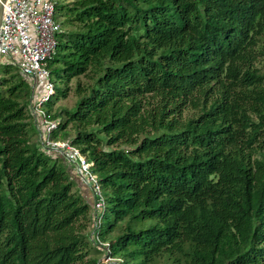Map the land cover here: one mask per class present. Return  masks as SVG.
<instances>
[{"label": "trees", "instance_id": "obj_1", "mask_svg": "<svg viewBox=\"0 0 264 264\" xmlns=\"http://www.w3.org/2000/svg\"><path fill=\"white\" fill-rule=\"evenodd\" d=\"M52 1L49 138L92 163L102 209L94 230L0 61V264H264V0Z\"/></svg>", "mask_w": 264, "mask_h": 264}, {"label": "built area", "instance_id": "obj_2", "mask_svg": "<svg viewBox=\"0 0 264 264\" xmlns=\"http://www.w3.org/2000/svg\"><path fill=\"white\" fill-rule=\"evenodd\" d=\"M61 30V25L55 20V3L52 0H6L0 27V61L12 65L32 82L35 97L30 112L36 123L39 142L44 149L63 157L91 191V198L95 201L93 227L96 230L102 205L96 203L100 186L91 171L92 163L69 142L49 138L57 122L51 121L43 109L55 95V86L46 66L55 55ZM94 230L91 236L97 240ZM103 246L107 247L106 244Z\"/></svg>", "mask_w": 264, "mask_h": 264}, {"label": "rangeland", "instance_id": "obj_3", "mask_svg": "<svg viewBox=\"0 0 264 264\" xmlns=\"http://www.w3.org/2000/svg\"><path fill=\"white\" fill-rule=\"evenodd\" d=\"M55 20L61 25L62 24V22H63V19H62V17H59V15L58 14H56L55 13ZM62 26V25H61ZM61 29H62V27H61ZM4 66H0V69L1 68H3ZM13 67V66H12ZM55 77L54 76H51V81L53 82L54 80H55V83H56V85L57 86H60V84H58V81L56 80V78L54 79ZM82 84H84L85 82H88L87 81V79H85L84 77H82V78H79L78 79ZM76 81L77 80H74V81H72L71 83H70V85H69V92H68V95H67V97L65 98V99H59L57 102H56V104L54 105V108H53V112H56V111H58L59 109H72V108H74V106H75V104H76V101L78 100V98H77V96L75 95V92H74V88H75V85H76ZM54 83V84H55ZM53 98V97H52ZM48 107H47V105L45 104L44 105V107H43V109L45 110V109H47ZM186 115V114H185ZM71 134H74L72 131L70 132ZM33 140H39V134H38V136H36V137H34V139ZM52 153H54V152H52ZM57 154V153H56ZM58 155V154H57ZM72 169V168H71ZM73 177H74V175H73ZM77 178H74V181H75V183H76V189H78L79 190V192L80 193H82L83 194V196H84V198L85 199H87V200H89L88 198H87V192H86V189L84 188V186L83 185H85V184H83V182L80 180V178L78 177V176H76ZM80 183H81V185H80ZM85 187H86V185H85ZM89 190V189H88ZM90 191V190H89ZM90 193H91V191H90ZM93 200V198H91V201ZM93 208H94V203H93V201L91 202V209H92V212H91V214L92 215H94L95 213H96V211L95 210H93ZM107 216H108V213H106L105 214V217L103 218V222H105V220H106V218H107ZM91 226H92V223H91ZM89 232L91 233V227L89 228ZM92 234V233H91ZM90 234V235H91ZM94 254H93V252H90V254H89V256H93ZM112 260H110V259H108V258H106V257H102V259L100 260V262L101 263H109V262H111Z\"/></svg>", "mask_w": 264, "mask_h": 264}, {"label": "water", "instance_id": "obj_4", "mask_svg": "<svg viewBox=\"0 0 264 264\" xmlns=\"http://www.w3.org/2000/svg\"><path fill=\"white\" fill-rule=\"evenodd\" d=\"M5 3H6V0H1L0 1V27H1V24H2V17H3Z\"/></svg>", "mask_w": 264, "mask_h": 264}, {"label": "crops", "instance_id": "obj_5", "mask_svg": "<svg viewBox=\"0 0 264 264\" xmlns=\"http://www.w3.org/2000/svg\"><path fill=\"white\" fill-rule=\"evenodd\" d=\"M72 171H73L74 174H75L74 177L77 178L76 176H78V174L75 172V170H74L73 168H72ZM78 177H79V176H78ZM79 178H80V177H79ZM80 180H81V179H80ZM81 181H82V180H81ZM82 182H83V181H82ZM83 184H84V182H83ZM80 185H81V183H80ZM83 186H84V188L86 189L87 197H90V193H89V190H88L89 188H88L87 186L85 187V185H83ZM82 195H83V194H82Z\"/></svg>", "mask_w": 264, "mask_h": 264}]
</instances>
